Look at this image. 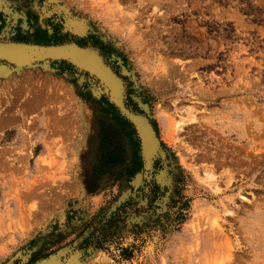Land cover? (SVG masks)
Here are the masks:
<instances>
[{
	"label": "rangeland",
	"instance_id": "rangeland-1",
	"mask_svg": "<svg viewBox=\"0 0 264 264\" xmlns=\"http://www.w3.org/2000/svg\"><path fill=\"white\" fill-rule=\"evenodd\" d=\"M1 34L97 48L160 151L68 62L0 69V264H264V0H0Z\"/></svg>",
	"mask_w": 264,
	"mask_h": 264
},
{
	"label": "water",
	"instance_id": "water-1",
	"mask_svg": "<svg viewBox=\"0 0 264 264\" xmlns=\"http://www.w3.org/2000/svg\"><path fill=\"white\" fill-rule=\"evenodd\" d=\"M0 43L6 44V45L19 44V45L28 46L26 47L27 49L31 48V50H36L38 52L37 54L40 55V56H36L37 55L36 54L33 56L34 58H32V60H30L29 62L22 64V65L21 64L18 65L19 63H17L15 60H11L12 56H14L15 54H10V52H8L7 49H3V48L1 49L0 47V67H1L0 69L10 70V69H16L20 67L32 66L35 64H49L53 61H66L69 64H71L79 73H81L80 77L82 79L84 80L87 79L95 89H97L101 94L105 95L107 99L109 100V102L118 109V111L122 114V116L126 118L133 125V128L135 129L136 134L140 140L141 152L145 160L146 169L151 168L152 163L147 162L146 156L144 155V152H143V146H142L143 139L141 137V131L139 130V126L136 124V118L137 119L143 118L153 131L156 147L153 150V154H152L153 156H152L151 161L156 155H158V152L160 151V144L158 141L157 132L147 115L136 112L132 108L127 106L125 102V88H124L125 86H124L123 79L120 76H118L116 72H114L113 69L105 62L103 56L100 54L97 48L92 47V46H88V47L81 46L75 41H69V42H64V43H59V44H37V43L13 41L10 39V37L7 34L0 35ZM68 45H74L77 53L75 52L71 53L70 51L68 53V50L64 48V50H62L63 54L55 55V54H49L50 53L49 50L40 49V48L46 49L49 47H56V46L65 47ZM89 49H91L90 51L92 53H96V55L99 57L102 64L106 68H108V73L106 72L107 75L105 74V69H103L102 67L93 65V63H91L85 58L83 50H89ZM69 56H74L75 57L74 60L72 59V57H69ZM109 76H111V78L113 77L119 83V86L121 88L120 92L122 93V97L118 98L116 96V91L115 92L113 91V86L115 85V83L113 85L112 81H110ZM55 256L59 257L63 263H67L68 259L69 258L71 259V255L67 251H59L55 254H52L46 258H43L37 261L35 264H41L46 259H50Z\"/></svg>",
	"mask_w": 264,
	"mask_h": 264
},
{
	"label": "bare ground",
	"instance_id": "bare-ground-1",
	"mask_svg": "<svg viewBox=\"0 0 264 264\" xmlns=\"http://www.w3.org/2000/svg\"><path fill=\"white\" fill-rule=\"evenodd\" d=\"M3 43V42H1ZM0 43V47L1 49H7L8 52H10V54H15L14 56H12V59L11 60H15L17 63H19L18 65H22V64H25L27 62H29L30 60H32V58H34L33 56L36 55L38 52L36 50H31L30 49H27L26 47L28 46H24V45H19V44H12V45H6V44H1ZM9 47V48H8ZM64 48L66 50H68V53L69 51L71 53H77L76 50H75V47L74 45H68V46H56V47H49V48H40L41 50H49L50 53L49 54H55V55H60V54H63L62 50H64ZM25 49V50H24ZM91 49L89 50H83L84 51V56L85 58L90 61L91 63H93V65L95 66H98V67H102L103 69H105V74L106 72L108 73V68H106L102 62L100 61L99 57L96 55V53H92L90 51ZM36 56H40V55H36ZM20 57V58H18ZM69 57H72V59L74 60V56H69ZM2 66V65H1ZM34 66V65H32ZM27 67H31V66H27ZM25 67V68H27ZM1 68V67H0ZM21 69H23L24 67H20ZM20 68H16L17 70H20ZM17 72V71H16ZM25 72V71H24ZM4 74V73H3ZM26 75V74H25ZM107 75V74H106ZM110 77V81H112L113 85L115 83V85L113 86V91L115 92L116 91V96L119 98V97H122V93L120 92L121 88L119 86V83L111 76ZM116 87V88H115ZM20 91V90H19ZM38 91V89H37ZM41 91V90H40ZM35 92V91H34ZM32 93V92H31ZM38 95V94H37ZM37 95L34 96L37 97ZM54 95V94H53ZM33 96V97H34ZM41 96L38 95V98H40ZM53 107V106H52ZM52 109V108H51ZM189 112V111H188ZM67 115V114H66ZM69 117V116H68ZM180 122V121H178ZM184 122L179 123V124H176V127L177 125H183ZM54 124V123H53ZM136 124L139 126V130L141 131V137L143 139V152H144V155L146 156V160L148 163H150V159H152L150 156L153 154V150L154 148L156 147L155 145V139H154V134H153V131L151 129V127L147 124V122L141 118V119H137L136 118ZM80 127V126H79ZM179 127V126H178ZM183 127V126H182ZM181 129V128H180ZM180 133V130L178 131ZM66 136V135H65ZM177 136H178V133H177ZM177 140V139H176ZM181 143V142H180ZM152 162V161H151ZM58 258V257H57ZM70 261L67 262V264H69V262H71V259L69 258ZM47 261V260H46ZM45 261V262H46ZM44 262V263H45ZM46 264H59L58 262H50V263H46ZM64 264V263H63Z\"/></svg>",
	"mask_w": 264,
	"mask_h": 264
},
{
	"label": "flooded vegetation",
	"instance_id": "flooded-vegetation-1",
	"mask_svg": "<svg viewBox=\"0 0 264 264\" xmlns=\"http://www.w3.org/2000/svg\"><path fill=\"white\" fill-rule=\"evenodd\" d=\"M104 101L106 103H108V106L109 108L112 110L113 114L115 115L116 119L120 122L121 126L124 127V129L126 130L127 134L128 135H132L135 142L137 143V151H138V155H139V149L141 150V145H140V140L136 134V131L135 129L133 128V125L124 117H122L119 113H118V110L112 105L109 103V101L107 99H104ZM105 132V130H104ZM105 140V138H104ZM102 141V147L105 146V141ZM140 156V157H139ZM138 159L142 161V164L144 166L145 164V160H144V157L142 155H139ZM153 163V161L151 162Z\"/></svg>",
	"mask_w": 264,
	"mask_h": 264
}]
</instances>
